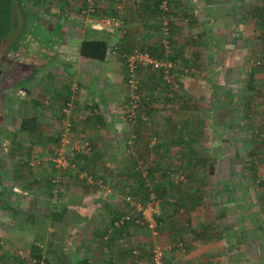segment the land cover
Here are the masks:
<instances>
[{"label": "crops", "instance_id": "obj_1", "mask_svg": "<svg viewBox=\"0 0 264 264\" xmlns=\"http://www.w3.org/2000/svg\"><path fill=\"white\" fill-rule=\"evenodd\" d=\"M83 1L31 0V21L25 28V19L20 11L12 14L15 29L18 31L20 27L21 30L19 43L23 40L28 43L24 50H14L17 58L23 59L17 65L28 63L32 68L17 79L15 87L12 84L8 87L36 90L28 101L33 102L31 115L37 116L40 127L38 138L43 133H56L52 136L58 138L62 129V133H67L68 120L64 121L67 116L63 114V108L66 102H71L70 119L76 125L85 116L86 122L80 126V132L86 133L87 137L92 136L95 152L99 155L93 164L113 192L86 190L76 177V183L66 186L69 180L65 181L62 174L64 194L57 197L50 187L48 193L40 197L46 210L37 215L23 211L30 219L34 216V221L29 220L28 226L17 222L21 225L11 228L7 223L9 226L0 227L7 243V246L2 244L3 241L0 243V264H31L27 257L32 256L35 249L41 250L40 257L46 264H152L151 247L142 241L144 228H131L132 235L128 237L112 236L108 228L112 212L119 207L124 186L135 187L139 183L135 169L140 161L145 169L151 170L170 164L184 175L187 169H191L193 179L187 182L191 186L188 193L203 198L202 203L189 208L193 218L192 227L187 229L192 230L190 237L181 235V230L176 231L185 224L173 227L176 239H185V250L168 252L166 264H264V244L261 241L264 220L254 223L255 220L259 222L258 212L253 208L244 213H238V210L235 214L237 223L229 221L236 207L256 204L257 194L249 197V191L253 189L251 184L264 181V157L261 156L264 140L253 136V133H264V70L251 64V59L263 51L264 20L260 15L264 11V0H199V3L171 0V7L178 12L179 20L172 23L171 42L165 54L168 56L170 53L169 58L175 59L172 60L174 78L171 88L178 89V94L171 101L163 97V103H154L156 111L151 114L156 126L160 124V129L168 134H157L160 146L165 136L185 141L191 139L196 155L185 154L182 157L186 148L176 145L170 147L173 153L169 160L164 157L156 159L157 152L163 155V146L158 147L157 152L145 147L153 133H148L147 139L135 145L133 154L125 155L123 147L127 138L133 133L146 134L147 131H138V124L128 123L129 127L124 121L127 133L116 129L123 119L126 121L124 101L128 99L127 67L122 53L135 47L146 49L162 41L154 0H99L101 13L93 17L81 13ZM221 9L225 12L218 16ZM106 17L123 23L126 33L119 32L121 23L120 29L98 25ZM27 33L28 41L24 39ZM100 39L108 44L104 60L81 55L84 41ZM113 49L118 52L114 53ZM192 66L197 70L190 71ZM32 73H35L34 78L29 80ZM146 77V74L142 75L143 81L146 80L147 84L156 81L157 93L161 91L159 80ZM186 101L191 105L189 109L184 107ZM157 107L163 109L158 108V111ZM169 121L173 126H168ZM91 133H97V137ZM203 133L210 136L208 142H204ZM218 133H236L246 138L241 142H244V147L236 153L242 162L234 161L232 154L227 155L219 147ZM106 137H117L115 144H112V139L103 141ZM254 153L257 154L253 156ZM211 164L215 170L213 174L210 172ZM223 169L226 171L221 176ZM47 176V171L39 173V177L31 178L29 184L36 182L44 186L45 179L48 178L50 183L54 174L51 178ZM247 195L249 201L246 200ZM3 203L0 200L1 208ZM55 204L59 209L67 205L58 221L52 219ZM4 211H11L17 221L22 212L21 208L18 209L19 214L10 209ZM193 211L194 215L191 214ZM172 212L166 209L164 216ZM198 215L201 217H196ZM207 225L209 234H221L223 238L206 240L194 236L195 230ZM259 229L262 232L258 233ZM12 232L18 237L12 236ZM22 236L28 240L25 245L20 241ZM132 247L140 251L139 256L132 253ZM20 251H24L26 258L20 256Z\"/></svg>", "mask_w": 264, "mask_h": 264}, {"label": "rangeland", "instance_id": "obj_2", "mask_svg": "<svg viewBox=\"0 0 264 264\" xmlns=\"http://www.w3.org/2000/svg\"><path fill=\"white\" fill-rule=\"evenodd\" d=\"M7 3H10L11 5V2L8 0H0V175L1 177H3V183L7 187L8 193L0 197V200H2L3 202H8L11 207L9 208L10 210H12L13 207H17L18 209L21 208L22 212L19 214L20 218L17 221L15 219L16 218L15 215H12L11 211H8V212L4 211L5 209L0 207V227L3 225L7 226L8 224H11V228H13L16 225H21V224L22 225L25 224L28 226V222H30L29 220H33V221L35 220L34 216L31 217L30 219V217H28V214L24 213L25 211L27 210L32 211L35 213V215H37L42 210H46L45 208L46 205L45 203L42 202L40 197H42V195L45 196L48 193L47 191L48 188L51 187V190H53L52 193L57 197H59V193H61V195L64 194L65 182H60L58 185V184H55L53 181L49 183V179L47 178L44 181V186L40 184L41 186L40 187L38 184H36V182L29 184V180L31 178L37 179V177H39V173L41 175V173L46 172V171L48 172L47 177L50 176L49 178H51L54 174L51 180L56 178L57 175L61 177V175L64 174L63 179H65V181L69 180V182H66V186H67L68 184H71V182L76 183L75 177H77L76 176L77 169L76 168H74L73 170L71 169L72 172L70 171V169H66V170L61 169L57 166L56 162H54L53 160V158L55 157L54 153L60 147L59 145L60 143L58 144V143H55L53 140H51L53 139L52 135H55L56 133H43L44 135H42L41 138H38V137H32L31 135H29L26 132H23L20 129L22 114L31 115L33 112V109H34L32 107L33 102L28 101V99L29 97L35 95L36 90L35 89L31 90V88L29 90L12 89L8 87L11 84H12V87H15V82L17 81V79L28 74L29 71H31L32 65H29L28 63H24L23 65H17V63L20 62V60L23 61V59H18V58L14 59L17 57L16 55L17 53H14V50L16 51L17 49L24 50V47L28 43L24 42V40L23 42H21V44L19 43L20 36H21L20 35L21 30H20V27L18 31L16 30L17 28L15 29L14 24H13L14 23L13 18L10 15L14 7L12 4L10 7V11H9L7 9L8 8ZM195 12L199 13L198 10H196ZM220 12H217V13H220L218 14V16H221V14L224 13L225 11L221 9ZM3 35L5 36L3 37ZM27 38H29L28 33L24 35V39H27ZM28 40L30 39H27V41ZM18 43L20 45H18ZM8 55H9V58H8ZM13 61H16V65L14 68L11 67L12 66L11 64ZM172 89L175 90V88H172ZM175 91H178V89H176ZM189 95H190V92H189ZM127 96H129V89L127 92ZM157 99L155 103L164 102L163 96L160 95V91L157 93ZM158 101H161V102H158ZM124 102H127V100ZM158 108L163 109L162 107H157V109ZM71 110H73V108H71ZM124 112L126 114V121L123 119L121 121L122 124L120 125L118 124L116 126L117 131H120V133H127L126 130L128 127L123 125V121L125 122L124 124L126 125L129 123V121L127 120V108L126 107L124 108ZM70 114L71 113L69 114L67 113V117L65 116L66 118L64 119V121L68 120L69 122L73 123L72 120L70 119ZM84 119H86L85 116L81 117L76 125L75 123H73V126L70 132L65 133L67 134V137H70L72 139V142L74 143L73 147H64L69 160H71L72 158H76L77 155H81V153H83L84 155L85 154L88 155V154H91L92 152V150H90L89 148V143L92 139L91 138L92 136L87 137L86 133L80 132V126L83 125L86 121V120L84 121ZM146 119H148L147 116H146ZM128 126L130 127V124H128ZM91 134L97 137V133H91ZM203 135H204V142H208L209 137H210L208 136L209 132H208V135L207 133L206 134L203 133ZM228 135H231V136L229 137ZM133 137L134 136L132 134L127 139L130 140ZM111 139L112 137H109V138L106 137L103 139V141L104 140L110 141ZM116 139L117 137L115 139H112L113 145L115 144ZM245 139L246 138H241V136L236 135V133H230V134L218 133L219 147L222 150H224V153L226 151L227 155L231 156L232 154V159L237 162L238 161L242 162V160L239 159V156H237L236 153L240 152L241 147L242 148L244 147V142L243 143L241 142L242 140H245ZM74 147H77V149H75ZM134 148H135V145L129 149H125L123 147V150H126V153L124 151L125 155L133 154ZM226 161H228V159H226ZM139 165L145 168V166L143 165V163H141V161L139 162ZM225 171L226 170L224 169L221 170V173H222L221 176L224 175ZM247 173L250 174L252 172H247ZM251 185L253 189L252 190L250 189L249 191L250 198H252L250 194L259 193L257 184L253 182ZM249 197L248 195L246 196L247 201H249ZM120 202H123V201H121V199L119 198V203ZM247 207H249L248 203H246L245 205L242 204L240 207H236V209L232 211L233 215H232V218L229 220L230 223L236 224L237 223L236 218H235L236 212L238 210H240V212L238 213H244L246 211L248 212L250 208H247ZM252 208L255 209L256 212H258V215H260L259 222L258 221L256 222L255 220L254 223L255 224L260 223V222L262 223L264 220V208H262L260 204L259 205L254 204V206L253 205L251 206V209ZM195 211H193V213L191 212V214L194 215ZM3 212H5L7 216L6 215L2 216ZM258 215L255 213L256 218H258ZM196 217H201V216L198 215ZM189 218L193 220L190 213H187L184 211L178 217L176 224H173V223L171 224L170 222L167 224L163 223L162 226L160 225L156 234L153 233V231L144 228L146 231H144L143 233L142 241H144V244L148 248L150 247L152 248L154 243H165V244L170 243L171 240L177 236L175 235L174 232H172V228L174 226L176 227L177 224H179L177 225V227H180V224H185L183 228H178L176 229V231L181 230V232H183L181 235H184V237H190L191 231L187 230L188 227H190V226H187ZM203 219H206V218L204 217ZM253 219L255 218H251L250 220H253ZM194 220L197 221V218L195 219L194 217ZM17 222H20L21 224ZM249 224H251L250 221H249ZM1 229L2 228H0V232L2 231ZM12 236L18 237V234L15 235L12 232ZM262 236L263 237H261L262 238L261 241L264 244V239H263L264 234ZM25 238L26 237L24 236L20 237V241L24 242V245H25V241L28 242V240ZM0 243L7 246V243L5 242V239L3 240L1 233H0Z\"/></svg>", "mask_w": 264, "mask_h": 264}, {"label": "trees", "instance_id": "obj_3", "mask_svg": "<svg viewBox=\"0 0 264 264\" xmlns=\"http://www.w3.org/2000/svg\"><path fill=\"white\" fill-rule=\"evenodd\" d=\"M8 1H10L11 5L13 4V7H14L12 12L10 13V15L12 16V14L14 12L16 13V11L19 10L20 13L22 14L23 18L25 19V24L23 25V28H25L24 26L26 25V23L31 21V10L32 9L29 6V3L31 0H8ZM11 5H10V3H7V6H8L7 9L9 11H10ZM85 6H86V4H85V0H84L83 4L81 6V10H83V8ZM154 6H155V10L157 12V15L159 16L158 19L160 22L162 20V16H167L170 19V16L178 15V12L175 9H173L172 7H170L166 11L161 9V1L160 0H154ZM81 13H82V11H81ZM100 13H101V11H100V9H98L97 12L95 13V16L99 15ZM186 15H189V13H186ZM260 18L262 20H264V11L261 13ZM173 22L174 21L169 22L170 29L172 28L171 26H172ZM160 28H161V25H159V31L161 33ZM5 35H3V37ZM262 40L264 42V32L262 33ZM170 42H171V40L169 37V45H170ZM139 48L142 51L148 52L150 54V56H152L156 59L175 61V59L172 56L169 58L170 53L168 54V56H166L165 51H167L168 49L166 48V45L163 43V41H161V42L159 41L152 46H148L146 49H144L142 47H139ZM262 48L264 50V43H263ZM132 49L133 48L127 50L126 52L129 53ZM113 50L115 52H118L117 49H113ZM107 52H108V44L103 39L86 40L82 43V46L80 49V53L83 57L91 58L94 60H104L106 58ZM125 53H122V55L124 56ZM193 67L195 68V66L189 67V70L191 71ZM254 67H260L264 70V63L259 65V66H254ZM253 71H254V69H253ZM172 72H173V69H172ZM139 74H140V79H139L138 93L140 94V102H139L140 107L137 111V115H136L135 119H133V120L129 119V117H128V111L130 110L129 109L130 95L128 96V99L126 102V104H127V106H126V108H127V120L129 121V123L130 124H135V123L138 124V127H137L138 131L139 130L144 131V132L147 131L146 134L142 133V132L133 133L135 145H137L140 142H142L143 140H145L144 138L147 137L148 133H153L152 137H150L149 140L147 141V145L145 147L149 150L152 149V150H155L157 152V148L158 147L160 148L163 146V149L165 150L163 152V155H161L159 152H157L156 159L161 160V158L164 157L166 160H169L172 153H173V151L170 149V147L176 146V145H182V147L186 148V151L182 152V157L185 154L196 155V150L193 148V141L191 139H189V141H185L182 138L175 137L173 139H169V138H167V136H165L162 139L163 143L160 146V144H159L160 139L157 136V134L158 133H166V132H163L160 129V124L158 126H156L157 124L153 123V121H152L153 115L151 114L152 112L156 111L155 106H153V104L156 102V99H157L158 85L155 84L156 81L147 84L146 80L143 81L142 75L146 74L148 79L152 78L154 80H159V87L161 90L160 92L163 93V97L165 100L171 101L172 98L174 99L175 97H177L178 91H175L174 89L171 88V85L173 83H170L167 79L164 78L165 74H164V71L162 69H153V68L141 69L139 71ZM34 75H35V73H32L30 75L29 80H32L34 78ZM127 77H128V68H127ZM126 83H127V80H126ZM160 99H161V97H160ZM68 104H69V101L65 103V106L63 108V114L65 116H67V113L64 111V109L68 106ZM189 106H191V105L187 104V101H186L184 107L189 109L190 108ZM158 111H159V109H158ZM144 115H146L148 119H144L143 118ZM85 120L86 119H84V121ZM150 122H151V125L149 124ZM171 125L173 126V123L171 121H169L168 126H171ZM20 129L23 132L28 133L32 137H38L39 134H41V132H39L40 127H39V124L37 121V116H35V115L22 114ZM62 131H63V129H62ZM62 131H61L60 137L53 138L54 142L57 141L56 143H58V144L60 143V141L62 139V135H63ZM253 136H255V138L259 137V138H262L264 140V133H253ZM262 139H260V141ZM127 141H128V139L126 140V143H127ZM263 143H264V141H263ZM89 148H90V150H92L91 154H88V155L85 154L84 155L83 153H81V155H77L76 158H72L71 161L76 162L77 167H79L80 170L86 171L88 174H91L93 176V181L89 182L85 178H83V179L79 178L78 174H77L76 179L83 182V185H84L86 190L98 192L102 189V191H103L104 185L107 182H106V179L103 175L99 176L98 173L96 172L97 170L95 168V164H96L95 161H97V159L99 158V155L95 152L96 145H94L92 139L89 143ZM124 148L129 149L130 147H128L127 145H124ZM256 154L257 153H254L253 156ZM261 156L264 157V149L262 151ZM81 160H84V161H81ZM93 163H95V164H93ZM158 163H161V162H158ZM137 165H138L137 166L138 168L135 169L136 170L135 175L139 178V183L137 185H135V187L128 186V188H126L124 186L123 193L121 194V196H122L121 201H123V202H120L119 207L112 212L113 216H112L110 223H109V226H108V228L111 231L110 233L112 236L117 235L120 237H123V236L128 237V236L132 235V233L130 231L131 228H135V229L137 228L138 230L140 228H144L143 225L136 222L137 217H133L131 220L125 221L120 226H115V221H119L121 219V217L128 210H130V202L127 200L128 197H131V198H134L137 200L147 201L151 197V195L154 194L159 199L160 210H161L162 215H161V217L158 218L157 229H159L160 225L162 226L163 223H169L170 222L171 224L172 223L176 224L178 217L184 211L189 213L191 208H193L195 205H199L200 203H202L203 198L200 195L193 197V194L188 193V192H191V190H190L191 186H189L187 182L190 181V179L191 180L193 179L191 169H187L186 173L183 175L184 177H182V174H180V172H178L179 170L176 169L175 165H170V164H168L167 166L162 165V167H160V166H159L160 168L158 167L159 170H156V169L151 170V168L145 169L144 167L140 166L139 163H137ZM210 168H211L210 172H211V174H213V172H215V170L213 169V164L210 165ZM253 176H254V180H256L257 179L256 176L255 175H253ZM100 182H101V184H100ZM255 183L258 186V192H259V193H256L257 194L256 204H260L261 207L264 208V181L260 180L259 182H255ZM186 188H187V190H186ZM231 188L233 189V186ZM7 193H8V189L5 186V184L3 183V177H1V175H0V197L6 195ZM60 194L61 193H59V195ZM182 195H184V197ZM181 196L183 198H180ZM223 197H224V194H223ZM248 204H249V207H247V208L251 209V206L254 205L255 203L254 204L248 203ZM3 208L5 210H7L11 207H10L8 202H4ZM66 208H67V205H65V204L63 205V208H60V209L58 207V204L57 205L55 204V207L52 211V217H53L52 219L54 221L55 220H57V221L61 220L62 216L64 214V211L67 210ZM166 209H168V211L172 210L173 212H172V214H169V216L166 215L163 217L164 211ZM183 209H184V211H181ZM12 211L16 214H19L18 209H16V208H14V209L12 208ZM171 217H173V218L170 219ZM244 218L245 217H243L242 220H244ZM188 223H187L188 224L187 226L192 227L191 218L188 219ZM209 230H210L209 225L204 226L202 229L195 230L194 236L200 237V238L206 239V240H210V239H214V238L215 239L223 238L221 236V234H217L215 236L209 234ZM261 230L262 229H259L257 232L260 233ZM246 236H248L247 238H251V236L249 234H247ZM180 239L185 241V239L179 237V240ZM177 240L178 239H176V237H174L171 243L176 244ZM131 250H132V253H134V251L136 249L135 248L133 249V247H132ZM139 254H140V251H139ZM139 254H137V255L139 256ZM32 256L40 259L41 258L40 257L41 256V250L35 249V252L32 253ZM151 261H152V256H151Z\"/></svg>", "mask_w": 264, "mask_h": 264}, {"label": "built area", "instance_id": "obj_4", "mask_svg": "<svg viewBox=\"0 0 264 264\" xmlns=\"http://www.w3.org/2000/svg\"><path fill=\"white\" fill-rule=\"evenodd\" d=\"M161 1V9L164 11L168 10L172 2L171 0H160ZM195 3H198L199 0H194ZM86 6L82 10V14L84 16H95V13L97 12L99 8V0H85ZM197 10V9H195ZM179 20L176 15L170 16V19L167 16H162V20L160 22L161 25V33H162V41L166 45V47L169 46V37H170V21L176 22ZM121 23V22H120ZM120 23H118V20L111 17L102 18L101 21L98 22V25H101L103 27H117L119 28ZM121 29L119 32L126 33V28L123 26V23H121ZM115 53V51H114ZM124 59L126 66L128 68V79H127V87L129 89V95H130V103H129V111H128V117L129 119L133 120L135 119L137 115V111L140 107V94L138 93L139 89V79L140 74L139 71L141 69H162L164 71V78L167 79L170 83L173 82V63L170 60H159L156 59L146 51L140 50L139 47L133 48L129 53L126 52L124 54ZM264 63V50L261 54L256 55L251 59V64L253 66H259ZM193 71H196V68H192ZM72 103L70 102L68 106L64 109L66 113H71L70 110L72 108ZM144 119H146V116H143ZM72 128V123L67 122L66 123V132L69 133ZM74 143L72 142V139L70 137H67V134L63 133L62 139L60 141V147L57 149V151L54 154V162H56L57 166L61 169H77V174L79 178H85L87 181L92 182L93 176L91 174H88L86 171L80 170L79 167H77L76 162H72L68 159L67 153L64 149V147L69 146L73 147ZM126 145L128 147H133L135 145L134 137L127 141ZM77 149V147H74ZM62 178L60 176H57L52 181L55 184H58L61 181ZM64 182V181H63ZM101 184V182H100ZM105 193H112L113 189L110 185L105 184L104 190ZM127 200L130 202V210H128L119 221H115V226H120L125 221L131 220L133 217H137L136 222L143 225L144 228L149 229L153 231V233H157L158 229V218L161 217V210H160V204L159 199L152 194L151 197L147 201L137 200L131 197H128ZM174 250L184 251L185 250V241L183 240H177L176 244L170 243H154V245L151 248L152 251V264H165L166 255L168 252H172ZM20 256L22 258H26V255L24 251H20ZM134 254H139V250L136 249L134 251ZM28 261L31 264H46L43 258H36L34 256H28Z\"/></svg>", "mask_w": 264, "mask_h": 264}, {"label": "flooded vegetation", "instance_id": "obj_5", "mask_svg": "<svg viewBox=\"0 0 264 264\" xmlns=\"http://www.w3.org/2000/svg\"><path fill=\"white\" fill-rule=\"evenodd\" d=\"M18 50H19V49H18ZM18 50H17V51H18ZM14 59H17V57H16V58H14ZM14 59H12V60H14ZM14 64H16V61H13V62H12V64H11V65H12V66H11L12 68H14V67H15V65H14ZM13 65H14V66H13Z\"/></svg>", "mask_w": 264, "mask_h": 264}]
</instances>
